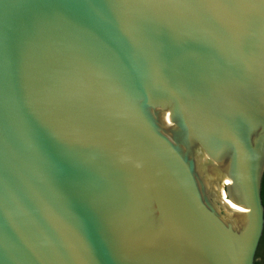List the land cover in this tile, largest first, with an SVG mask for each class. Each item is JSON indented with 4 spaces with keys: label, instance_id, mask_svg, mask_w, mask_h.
Listing matches in <instances>:
<instances>
[{
    "label": "water",
    "instance_id": "obj_1",
    "mask_svg": "<svg viewBox=\"0 0 264 264\" xmlns=\"http://www.w3.org/2000/svg\"><path fill=\"white\" fill-rule=\"evenodd\" d=\"M264 0H0V264H255Z\"/></svg>",
    "mask_w": 264,
    "mask_h": 264
},
{
    "label": "trees",
    "instance_id": "obj_2",
    "mask_svg": "<svg viewBox=\"0 0 264 264\" xmlns=\"http://www.w3.org/2000/svg\"><path fill=\"white\" fill-rule=\"evenodd\" d=\"M262 199L264 203V178L262 184ZM255 264H264V233L258 248Z\"/></svg>",
    "mask_w": 264,
    "mask_h": 264
}]
</instances>
